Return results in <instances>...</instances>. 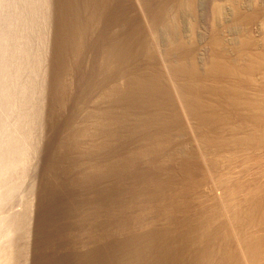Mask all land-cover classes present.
Masks as SVG:
<instances>
[{
  "label": "bare ground",
  "instance_id": "bare-ground-1",
  "mask_svg": "<svg viewBox=\"0 0 264 264\" xmlns=\"http://www.w3.org/2000/svg\"><path fill=\"white\" fill-rule=\"evenodd\" d=\"M181 8L0 0V264H264L260 7L199 61Z\"/></svg>",
  "mask_w": 264,
  "mask_h": 264
},
{
  "label": "rangeland",
  "instance_id": "rangeland-1",
  "mask_svg": "<svg viewBox=\"0 0 264 264\" xmlns=\"http://www.w3.org/2000/svg\"><path fill=\"white\" fill-rule=\"evenodd\" d=\"M194 12L188 9H180L178 12V34L180 38L187 41L192 38L195 47V56L199 61L207 52V36L209 29L214 26L217 29L224 44L233 43L239 32L245 30L242 25L236 23L233 11L237 8L248 9L257 4L260 7L261 17L253 22L249 31L251 35L264 32V0H194ZM194 25L193 29L191 28ZM170 30L160 29L159 36L165 39L166 32ZM192 46V45H190ZM189 145L187 144V147Z\"/></svg>",
  "mask_w": 264,
  "mask_h": 264
}]
</instances>
